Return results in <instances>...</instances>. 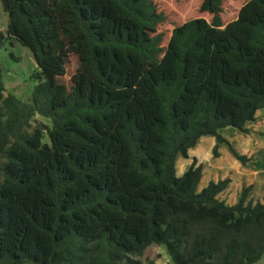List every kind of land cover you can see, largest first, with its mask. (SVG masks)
<instances>
[{"label":"trees","instance_id":"1","mask_svg":"<svg viewBox=\"0 0 264 264\" xmlns=\"http://www.w3.org/2000/svg\"><path fill=\"white\" fill-rule=\"evenodd\" d=\"M39 72L31 99L0 63V264H256L264 201L199 189L178 156L264 108V0H1ZM39 115L50 125L34 123ZM47 139V140H45ZM218 157V144L213 148Z\"/></svg>","mask_w":264,"mask_h":264},{"label":"rangeland","instance_id":"2","mask_svg":"<svg viewBox=\"0 0 264 264\" xmlns=\"http://www.w3.org/2000/svg\"><path fill=\"white\" fill-rule=\"evenodd\" d=\"M7 24L8 15L3 10L2 2L0 0V31L5 32ZM0 63L3 69L6 93L15 94L25 101L30 100L33 88L37 83V79L32 78V75L39 72L38 65L31 51L14 39H10L6 42L5 46L0 49ZM262 114L264 119V109L262 110ZM33 121L34 123L50 125V121L48 119L39 115H37ZM261 131V137L264 142V125L261 128ZM233 133L234 130L232 132L229 130L224 131V134L230 138L235 137V134ZM238 135L243 136L241 132H238ZM257 136L259 135L257 134ZM216 144L217 141L215 139L213 140V136L206 135L203 136L196 147L200 151L208 170L204 176L202 184L206 183L208 179H211L212 177L210 176L215 173L219 175H231L234 177L233 187L237 186V184H247L249 182L256 183L257 192L255 193V198L264 201V172L260 175H255L254 173L256 169L249 163L243 164L237 160L226 144L220 145V157H214L213 148ZM206 153H208V157L210 158L206 157ZM183 159L184 157L179 156L180 161ZM253 160L254 157H251L249 161ZM209 161L212 162V171H209ZM176 168L177 172H179L180 168L178 165ZM143 260L145 263L148 261H155L156 264H173L166 248L163 245L149 246L145 252ZM256 264H264V255Z\"/></svg>","mask_w":264,"mask_h":264},{"label":"crops","instance_id":"3","mask_svg":"<svg viewBox=\"0 0 264 264\" xmlns=\"http://www.w3.org/2000/svg\"><path fill=\"white\" fill-rule=\"evenodd\" d=\"M263 109L259 110L256 113L255 121L248 122L246 124V128L249 129L248 133H243L237 129H232V128H230V129L229 128H223L220 130V134L232 145V147L236 150V152H238L241 155L247 156L249 159L251 157H254L253 161H249L247 163H249L250 165H252L253 168L256 169V171L254 173L255 175L256 174L260 175L264 172V142H263L262 137H261V133H262L261 128L264 125V119H263V114H262ZM225 130H229L231 132L234 130L233 134H235V137L230 138L229 136L225 135L224 134ZM238 132H241L243 134V136H239ZM257 134L259 136H257ZM202 138L203 137L200 138L198 143L201 141ZM214 139L217 141V139L213 136V140ZM198 143L196 144L195 147H193L189 150L188 158H184L183 160L180 161L179 156L177 157L176 166L178 165V167L180 168V171L177 172L178 176H181L189 168V166L192 164L193 158H196L198 160V163L203 165V175H202V179H201L200 184H199V189H202L205 186H207V184L210 181L217 182L219 180L229 178L231 181H230L228 187L218 195V198L220 200H224L225 203L228 205H234L238 202L242 188L244 186L253 185V189L250 193V198L254 199V201H261V200L255 198V195H256L255 193L257 192L256 183L249 182L247 184H237V186L233 187L232 185L234 183V177L231 175H226V174L219 175V174L215 173V174H212L210 176V177H212L211 179H208L206 183L202 184L204 176L208 170H207V167L204 163V160L200 154V151L196 148ZM217 144H218V153H219L218 157H220V155H221V152H220L221 146L220 145L226 144V143H218V141H217ZM208 156H209L208 153H206V157L210 158ZM214 157H216V156H214ZM218 157H216V158H218ZM209 164H210L209 171H212V169H211L212 162L209 161ZM176 170H177V168H176Z\"/></svg>","mask_w":264,"mask_h":264}]
</instances>
